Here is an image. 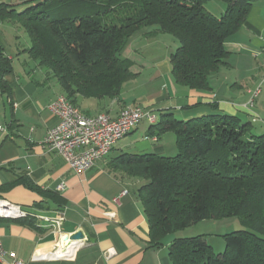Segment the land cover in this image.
Instances as JSON below:
<instances>
[{
    "label": "trees",
    "instance_id": "obj_1",
    "mask_svg": "<svg viewBox=\"0 0 264 264\" xmlns=\"http://www.w3.org/2000/svg\"><path fill=\"white\" fill-rule=\"evenodd\" d=\"M0 2V23L19 24L30 38L29 56L58 78L63 94L114 99L137 76L132 61L122 58L128 43L142 30L173 35L180 43L171 54L179 85L212 91L211 76L227 63L225 43L246 21L256 0H223L221 16L210 12V0H45L36 4ZM35 2V1H34ZM116 12L118 22L103 15ZM13 65L0 45V87ZM78 106V105H77ZM216 112L189 119L162 113L158 135L172 131L178 153H122L111 166L145 181L139 198L148 218L150 243L207 219L238 217L246 229L227 233L226 247L216 253L206 234L174 238L172 264H264V133H252V122ZM32 186V185H31ZM27 223L29 219H17Z\"/></svg>",
    "mask_w": 264,
    "mask_h": 264
},
{
    "label": "crops",
    "instance_id": "obj_2",
    "mask_svg": "<svg viewBox=\"0 0 264 264\" xmlns=\"http://www.w3.org/2000/svg\"><path fill=\"white\" fill-rule=\"evenodd\" d=\"M206 7L221 16L226 3L210 0ZM164 34L167 33L147 28L126 48L144 55L146 50L162 44L160 37ZM0 45L13 65L12 72L5 75L7 89L0 87V124L4 127L0 130V197L31 213L23 218L29 219L27 223L0 218L4 248L25 264H172L169 246L176 237L168 235L159 246L150 243L149 222L138 193L145 181L114 170L111 161L122 153L171 154L167 152L176 150L175 133L168 131L159 136L157 129L151 130V126L158 123L156 117V122H149L148 128L139 135L136 131L145 118L126 135L128 139L125 136L119 140L111 153L92 169L83 174L75 173L62 156L43 144L48 129L58 122L49 104L63 94L60 83L56 85L51 81L50 70L43 69L38 62L32 68L29 61L19 69L15 66L21 52L32 59L27 48L19 50L16 57L7 51L1 37ZM225 46L230 54L227 63L211 76L212 91L178 90L170 75L172 52L167 51L164 60L158 55L153 67L164 80L162 92L156 97L161 102L148 106V111L172 112L173 115L180 112L185 118H192L216 112L210 107L216 104L218 112L238 116L249 112L251 118L252 114L259 115L258 102L252 110L245 104L250 91L264 76V0L254 2L245 23L227 39ZM145 99L144 96L134 97L128 102L121 94L114 99L78 97L77 105L87 115L108 113L116 117L126 106L142 107L140 101ZM62 183L65 189L59 190ZM124 190L127 192L121 195ZM119 195L116 203L114 198ZM55 219L63 222L64 234L82 232L86 243L73 260L34 261L35 252L51 249L59 239V234L50 226ZM111 248L116 253L107 258L105 252Z\"/></svg>",
    "mask_w": 264,
    "mask_h": 264
},
{
    "label": "built area",
    "instance_id": "obj_3",
    "mask_svg": "<svg viewBox=\"0 0 264 264\" xmlns=\"http://www.w3.org/2000/svg\"><path fill=\"white\" fill-rule=\"evenodd\" d=\"M263 87L264 76L261 82L250 91V98L245 104L247 109H254ZM49 109L58 122L48 129L43 144L48 150L62 156L77 174H83L92 169L99 160L107 157L118 141L137 127L143 119L146 118L152 123V118L155 116L151 111L139 106H126L116 117L108 113L87 115L80 108L70 110L68 103L62 101L60 95L49 104ZM252 116L254 122L260 120L259 115ZM3 129V125L0 124V130ZM58 189L64 190L65 184H60ZM126 192L124 190L121 195ZM121 195L114 198L116 203L119 202ZM30 215L31 213L21 205L0 197V218L17 220ZM52 223L50 226L54 227V232L59 234V239L51 249L35 252L32 259L34 261L75 259L79 249L86 243L85 240L83 238L64 240L62 225H56V219ZM115 253V249L111 248L105 252V256L109 258ZM0 264H25L15 253L8 252L4 248L1 237Z\"/></svg>",
    "mask_w": 264,
    "mask_h": 264
},
{
    "label": "rangeland",
    "instance_id": "obj_4",
    "mask_svg": "<svg viewBox=\"0 0 264 264\" xmlns=\"http://www.w3.org/2000/svg\"><path fill=\"white\" fill-rule=\"evenodd\" d=\"M20 2L18 8L20 10L24 9L27 4H22L24 0H0V2ZM35 1V2H34ZM33 3L36 4L40 1L45 0H34ZM121 17L116 12H110L103 15V18L107 22L115 21L118 22V18ZM147 30V29H145ZM0 37L4 40L5 47L9 53H13L16 55L17 61L15 62V66L19 69L24 66L25 61H29L28 65L30 67H34L37 61L30 59L28 55H23L24 53H20L17 55L19 50L23 48H28L31 45L30 38L26 31L21 27L19 24H14L12 22L6 21L2 26H0ZM162 44L156 47L155 49H148L145 51L144 55L138 54L130 47L125 48L122 53V58L131 59L133 62L132 71L135 73H140L138 76L130 79L127 81L122 90L121 96L124 99H127L128 102H132L133 98L137 97H146L145 100L140 101V105L144 108L148 106H156L157 103L161 102L156 99L158 95L161 94L163 78L158 74L156 68L153 67L155 60L157 59L158 55L161 57L162 60L166 57V52H174L180 45L179 41L171 34H164V36L160 37ZM165 42V44H164ZM160 46H164L163 49ZM136 52V53H135ZM22 55V56H20ZM144 59H142V58ZM46 70V68L42 67ZM48 70V69H47ZM51 72L50 80L53 81L56 85H59L58 78ZM171 79L173 84H175L178 90L186 89V90H193L186 86L179 85L173 73H170ZM181 93V92H179ZM181 95V94H179ZM258 102V113L260 120L254 122L251 118V114L249 112L248 115L245 113H241L240 116L242 117L244 122H252L250 130L252 133L255 134H262L264 132V87L262 94L258 97L256 103ZM256 108V109H257ZM153 113L156 115L158 121L161 119V114L159 111L153 110ZM250 114V115H249ZM253 115V114H252ZM174 117L177 119H189L188 117H184V115L180 112H175ZM149 126L148 119H145L139 125L138 130L136 131L139 135L143 133ZM172 135H174L172 131H170ZM128 139L129 136H126ZM175 149V148H174ZM172 150L171 153L168 155L174 156L178 153L177 147L176 150ZM175 151V152H174ZM118 153V150L116 151ZM114 156V154H112ZM246 229V227L241 223V220L238 217H229L223 219H207L202 222H199L189 228L184 230L178 231L176 233H172L171 236L173 237H192L199 234H206L209 243L213 246L216 253L223 252L226 247V240L223 235L227 233H231L234 231Z\"/></svg>",
    "mask_w": 264,
    "mask_h": 264
},
{
    "label": "bare ground",
    "instance_id": "obj_5",
    "mask_svg": "<svg viewBox=\"0 0 264 264\" xmlns=\"http://www.w3.org/2000/svg\"><path fill=\"white\" fill-rule=\"evenodd\" d=\"M62 101L68 103V107L70 108V110H79V107L77 105H75L73 102H71L64 94L60 95ZM156 122V116H153L152 118V123ZM62 221H60L59 219L56 220V225H62Z\"/></svg>",
    "mask_w": 264,
    "mask_h": 264
},
{
    "label": "water",
    "instance_id": "obj_6",
    "mask_svg": "<svg viewBox=\"0 0 264 264\" xmlns=\"http://www.w3.org/2000/svg\"><path fill=\"white\" fill-rule=\"evenodd\" d=\"M62 237L64 240H68L69 238L70 239H81V238H83V234H82V232H76L72 236H69L68 234H64Z\"/></svg>",
    "mask_w": 264,
    "mask_h": 264
}]
</instances>
